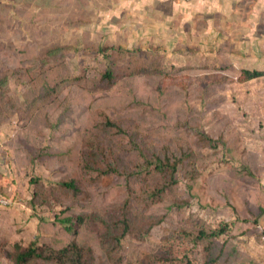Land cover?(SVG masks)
<instances>
[{
	"label": "rangeland",
	"instance_id": "rangeland-1",
	"mask_svg": "<svg viewBox=\"0 0 264 264\" xmlns=\"http://www.w3.org/2000/svg\"><path fill=\"white\" fill-rule=\"evenodd\" d=\"M58 1L62 6L54 4ZM49 2L0 0V99L14 100L20 108L0 123V144L8 149L15 133L24 131L17 159L29 189L22 205L25 218L35 223L21 244L49 242L48 234L35 236L39 217L51 221L61 210L76 207L91 214L80 234L83 243L96 247L93 264H264L262 224L253 223L258 212L250 211L264 207V76L237 82L241 70L264 71V44H258L261 57L240 51L246 50L241 44H224L234 50V66L219 69L216 52L208 47L195 44V51L178 52L166 41L152 45L151 38L107 36L89 23V13L71 12L70 0ZM87 21L93 26H76ZM112 46L138 51L136 66L143 65L145 72L137 75L135 64L129 73L122 70L125 60ZM103 47L108 58L97 52ZM107 66L115 73L113 83L100 79ZM204 91L208 106L201 103ZM139 101L143 105L134 104ZM103 114L134 131L153 152L194 153L202 171L196 197L189 196L186 157L174 176L176 185L159 204L138 199L144 195L137 188L144 177L154 182L153 175L130 180L136 191L130 193L134 203L128 218L141 231L154 223L143 240L128 234L114 245L103 239L111 223L123 217L129 195L124 177L96 178L83 168L81 153L90 133L112 145L99 126ZM203 134L210 143L197 139ZM71 178L76 193L59 185ZM222 227L224 233L212 240L197 238L200 229ZM1 240L0 264H12L7 254L15 240L9 231L0 232Z\"/></svg>",
	"mask_w": 264,
	"mask_h": 264
},
{
	"label": "trees",
	"instance_id": "trees-1",
	"mask_svg": "<svg viewBox=\"0 0 264 264\" xmlns=\"http://www.w3.org/2000/svg\"><path fill=\"white\" fill-rule=\"evenodd\" d=\"M107 49L108 47L99 48L97 52L101 54L103 58H108L109 55L106 53ZM112 50L117 52V55H119L122 60H125L122 70L129 73L135 64V67L138 68L137 75L145 72V70L141 72L140 69V67L145 68L143 65H139L140 67L136 66L138 65V55H136L138 54V51L129 52L119 46H112ZM222 52H224V47H220L216 51L215 58L220 64V66L216 67L219 69H232V63L229 62L227 58H222ZM24 61L25 60L19 61L20 66H22ZM113 64L114 63H111V65ZM263 76L264 71H258L255 69L241 70L237 82L246 83L251 80L260 79ZM76 78L81 79L83 76ZM100 79L110 83L114 82L115 73L111 66L106 67L101 74ZM193 88L196 89L195 86L191 87V89ZM201 94L202 93L200 92V95ZM204 94L205 91L203 95H201V103L203 104L207 101ZM142 103V101H139V103L137 102L134 104L143 105ZM188 104L190 105V103ZM208 105L209 104H204V106ZM16 113H20V108L14 100L5 103L0 99V123ZM99 126L102 131L108 134L112 145L108 146L107 141L103 143V140L92 136L90 133L88 141L85 144V150H82L81 153V156L84 159L83 168L86 171L94 172L96 178H101L107 175L124 177L126 181V189L129 192L123 217L114 220L111 223V231L106 232L104 238L103 233L102 238L109 243L112 242L114 245L119 244L128 234L133 238L143 240L154 223L150 222L148 226L141 231L136 229L137 222L134 224L130 221L131 218H128V209H130L134 203L129 198L131 197L130 193L133 194L136 191L134 185H130V180L136 178L140 174L153 175L154 182L148 183L147 179L144 177L143 186L137 188V190L144 195H142V198L138 199H144L145 202L149 199L152 204H159L164 200V196L169 190L176 185L174 176L176 172H178V167L180 166V169L183 170L186 157H190L189 162L185 166L188 174L186 189L189 196H195L194 191L204 180L202 177V171L199 169L198 160L195 159L194 153L191 152L188 153L189 155L181 153L180 156H177L172 152H164L161 154L153 152V150L147 146L148 143L144 139L141 141L134 138V131L130 129V131L133 132L131 133L128 129L111 120L106 114L102 115ZM197 139L204 143L211 142L209 137L204 134L202 136L197 135ZM24 144V131L20 130L18 133H15V136L13 137V145L11 146L16 153V157L21 154V149L25 146ZM3 152L7 153L8 149H5L4 151V149L1 150L0 148V155ZM199 156L201 155L199 154ZM245 170L247 169L245 168ZM59 185L64 189L70 190L72 193H76L78 189L76 181L73 178L62 181ZM0 191L10 200L9 207L12 206L14 197H11L2 190ZM25 203L27 204V202ZM29 204L32 203L30 202ZM181 206L182 204H180V207ZM234 211H236V209H234ZM250 211H253V214L258 212L253 220L254 224L259 225L264 223V207L260 206L259 208H253ZM90 215L91 214L87 213V211H81L80 208L67 207L61 210L59 214L55 215L51 221L46 217L40 216L38 219V225H36L35 236L42 237L41 235H37L38 233L48 234L49 242H39L34 239V241L29 242L26 246H23L21 243H15L13 245L12 253L7 254V259H9L12 264H93L92 259L96 247L91 243H83L80 234L81 231L87 228V225L91 223L92 219ZM237 220L244 222L247 221L246 219L241 218H238ZM224 230V227L220 228L218 231L212 232H205L203 229H200L197 233V238H211L210 240H212V238L221 236L224 233ZM261 235L262 232H260V241ZM37 239L42 240L43 238ZM99 240L100 239H96L95 242H98L99 244ZM0 242H4V240H1ZM204 264L210 263L205 262Z\"/></svg>",
	"mask_w": 264,
	"mask_h": 264
},
{
	"label": "crops",
	"instance_id": "crops-1",
	"mask_svg": "<svg viewBox=\"0 0 264 264\" xmlns=\"http://www.w3.org/2000/svg\"><path fill=\"white\" fill-rule=\"evenodd\" d=\"M45 2L50 4L49 0ZM67 3L71 4L73 13H89V23L94 21L107 36L120 33L122 37L133 36L142 41L151 38L152 45L166 41L176 46L178 52L195 51V44L216 52L231 42L233 46L241 44V49L246 48L240 51H253L261 57L258 51L262 47L258 44H264V0H70ZM49 4H43L42 8L48 9ZM54 4L62 6L59 1ZM87 24L88 21L76 26ZM222 56L231 62L233 48L224 46ZM19 161L11 145L7 153L0 155V190L14 197L12 206L0 208V232L9 231L15 243L29 240L35 227L33 219L25 218L23 213L22 204L28 199L29 186L21 178Z\"/></svg>",
	"mask_w": 264,
	"mask_h": 264
},
{
	"label": "built area",
	"instance_id": "built-area-1",
	"mask_svg": "<svg viewBox=\"0 0 264 264\" xmlns=\"http://www.w3.org/2000/svg\"><path fill=\"white\" fill-rule=\"evenodd\" d=\"M10 205V200L5 197L0 191V208H7ZM261 226V242L264 244V223Z\"/></svg>",
	"mask_w": 264,
	"mask_h": 264
}]
</instances>
